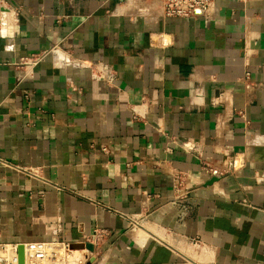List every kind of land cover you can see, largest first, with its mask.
<instances>
[{
	"label": "crops",
	"instance_id": "0c3cea01",
	"mask_svg": "<svg viewBox=\"0 0 264 264\" xmlns=\"http://www.w3.org/2000/svg\"><path fill=\"white\" fill-rule=\"evenodd\" d=\"M162 1L0 0V243L264 264V0Z\"/></svg>",
	"mask_w": 264,
	"mask_h": 264
},
{
	"label": "built area",
	"instance_id": "2783aa9c",
	"mask_svg": "<svg viewBox=\"0 0 264 264\" xmlns=\"http://www.w3.org/2000/svg\"><path fill=\"white\" fill-rule=\"evenodd\" d=\"M217 1L163 0V13L168 18H192L197 12L206 15L213 10ZM246 79L248 80L249 76ZM182 183L178 180L180 186ZM143 221L144 218L129 219V230L135 232L142 227ZM106 235L105 231L96 230L91 239L84 242V244H92L95 248L94 252L87 249L74 250L70 244L65 242L38 241L22 245L0 243V264H19L18 250L20 246L24 247L25 264H94L97 261L96 249L103 244ZM91 259L92 263H90Z\"/></svg>",
	"mask_w": 264,
	"mask_h": 264
},
{
	"label": "water",
	"instance_id": "95a60500",
	"mask_svg": "<svg viewBox=\"0 0 264 264\" xmlns=\"http://www.w3.org/2000/svg\"><path fill=\"white\" fill-rule=\"evenodd\" d=\"M215 181H216V179L213 178L210 183H213ZM71 247L74 250L87 249L90 252H94V250H95L94 246L92 244H89V243H87V244H74ZM18 254H19V264H25L24 247L23 246L19 247ZM92 262H93V260L91 259L90 263H92Z\"/></svg>",
	"mask_w": 264,
	"mask_h": 264
}]
</instances>
